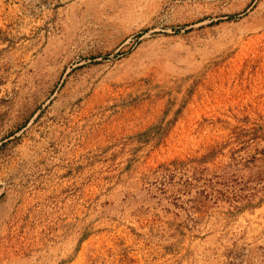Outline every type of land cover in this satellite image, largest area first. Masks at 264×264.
<instances>
[{
    "label": "rangeland",
    "instance_id": "obj_1",
    "mask_svg": "<svg viewBox=\"0 0 264 264\" xmlns=\"http://www.w3.org/2000/svg\"><path fill=\"white\" fill-rule=\"evenodd\" d=\"M0 264H264V0H0Z\"/></svg>",
    "mask_w": 264,
    "mask_h": 264
}]
</instances>
